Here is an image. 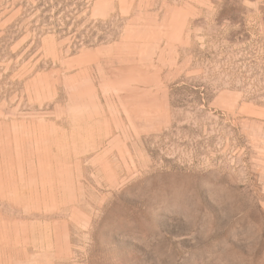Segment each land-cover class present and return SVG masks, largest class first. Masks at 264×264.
<instances>
[{
    "label": "rangeland",
    "instance_id": "374dc122",
    "mask_svg": "<svg viewBox=\"0 0 264 264\" xmlns=\"http://www.w3.org/2000/svg\"><path fill=\"white\" fill-rule=\"evenodd\" d=\"M0 264H264V0H0Z\"/></svg>",
    "mask_w": 264,
    "mask_h": 264
}]
</instances>
